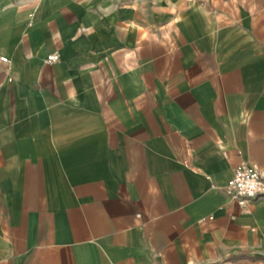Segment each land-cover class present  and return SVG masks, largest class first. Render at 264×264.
I'll return each mask as SVG.
<instances>
[{"label": "crops", "instance_id": "0c3cea01", "mask_svg": "<svg viewBox=\"0 0 264 264\" xmlns=\"http://www.w3.org/2000/svg\"><path fill=\"white\" fill-rule=\"evenodd\" d=\"M0 56V264H264V0H0Z\"/></svg>", "mask_w": 264, "mask_h": 264}, {"label": "built area", "instance_id": "2783aa9c", "mask_svg": "<svg viewBox=\"0 0 264 264\" xmlns=\"http://www.w3.org/2000/svg\"><path fill=\"white\" fill-rule=\"evenodd\" d=\"M57 55L52 53L49 56L50 61H55ZM6 56H0V61L6 62ZM225 190L231 197L237 200L241 206L264 193V178L261 170L255 163H242L237 165L231 176V179L225 185Z\"/></svg>", "mask_w": 264, "mask_h": 264}]
</instances>
